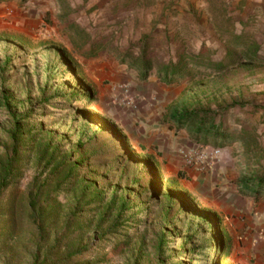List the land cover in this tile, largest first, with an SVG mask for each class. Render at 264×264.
<instances>
[{
    "label": "rangeland",
    "instance_id": "374dc122",
    "mask_svg": "<svg viewBox=\"0 0 264 264\" xmlns=\"http://www.w3.org/2000/svg\"><path fill=\"white\" fill-rule=\"evenodd\" d=\"M244 1H0V264H264V197L238 185L264 175V8Z\"/></svg>",
    "mask_w": 264,
    "mask_h": 264
},
{
    "label": "trees",
    "instance_id": "16d2710c",
    "mask_svg": "<svg viewBox=\"0 0 264 264\" xmlns=\"http://www.w3.org/2000/svg\"><path fill=\"white\" fill-rule=\"evenodd\" d=\"M1 1V0H0ZM237 38H240L237 37ZM259 45L253 43V46L248 49V51L240 50V57H258ZM94 49L92 48L91 51ZM231 53V52H228ZM190 60L187 61V56L182 55L178 62H171L164 66L160 70V77L166 83H172L178 79L177 77L183 72L192 69L194 67H202L199 60H201V52L197 55L190 56ZM239 59V57H238ZM203 66L207 68H216L219 71H223L228 67L224 61H213L207 60L206 64ZM152 68L151 62L143 61L142 73L144 76L147 75L148 69ZM177 125L179 127L188 128L191 133L196 137L197 141H201L204 144H209L210 142L216 146H224L229 144L232 135L229 134L226 129L218 126L215 123V118H212L209 114L204 117H200L196 113H182L174 117ZM240 192L246 196H254L256 198L264 197V175L255 180H240L239 182Z\"/></svg>",
    "mask_w": 264,
    "mask_h": 264
},
{
    "label": "crops",
    "instance_id": "0c3cea01",
    "mask_svg": "<svg viewBox=\"0 0 264 264\" xmlns=\"http://www.w3.org/2000/svg\"><path fill=\"white\" fill-rule=\"evenodd\" d=\"M238 3V1H236ZM243 9L247 15L255 13L257 9L264 8V0H246Z\"/></svg>",
    "mask_w": 264,
    "mask_h": 264
}]
</instances>
